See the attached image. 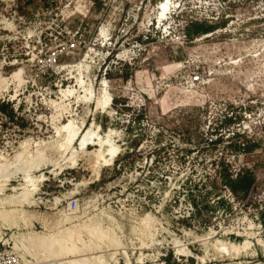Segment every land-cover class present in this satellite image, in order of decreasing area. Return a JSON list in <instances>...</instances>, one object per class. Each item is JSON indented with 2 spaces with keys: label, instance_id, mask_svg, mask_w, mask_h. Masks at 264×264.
Listing matches in <instances>:
<instances>
[{
  "label": "rangeland",
  "instance_id": "obj_1",
  "mask_svg": "<svg viewBox=\"0 0 264 264\" xmlns=\"http://www.w3.org/2000/svg\"><path fill=\"white\" fill-rule=\"evenodd\" d=\"M158 1L0 0V249L23 264H264V0L161 24Z\"/></svg>",
  "mask_w": 264,
  "mask_h": 264
},
{
  "label": "bare ground",
  "instance_id": "obj_2",
  "mask_svg": "<svg viewBox=\"0 0 264 264\" xmlns=\"http://www.w3.org/2000/svg\"><path fill=\"white\" fill-rule=\"evenodd\" d=\"M167 12H168V10H167V5L166 4H163L162 6H161V9H159V16H158V20H159V23L161 24V22H163L164 21V19L168 16V14H169V12H168V14H167ZM169 17V16H168ZM164 26V25H163ZM103 31H105L104 29H103ZM102 31V32H103ZM208 36H210V35H208ZM70 93V92H69ZM110 99V98H109ZM109 104V100H105V101H102V100H100L99 101V103H98V106H104V105H108ZM105 108H106V106H105ZM63 130H65L66 132H67V134H68V136H67V138H66V141L69 143V144H67V146L66 147H68L72 142H74L76 139H77V137L79 136V134H80V132H81V130H82V127H76V125H75V123L74 122H71L68 126H65V127H63ZM60 131H62V129L60 130ZM110 133V132H109ZM112 133V132H111ZM95 135H96V133L95 132H92L91 130L87 133V134H82V136L78 139L79 140V142H81L80 143V147H81V149L82 150H87L86 149V147H88V149H89V147L90 146H92V144H93V146H97L98 144L100 145V147H101V150H102V147L103 146H105L106 145V141L105 140H103V139H97L98 138V136H97V138H95ZM111 135V134H110ZM108 137V136H107ZM83 138V139H82ZM109 138H110V136H109ZM107 141H108V139H107ZM92 142V143H91ZM65 143V142H64ZM111 143V142H110ZM109 143V144H110ZM108 144V143H107ZM64 145V144H63ZM110 146V145H109ZM115 146V145H114ZM114 146H111V148L108 150L109 151V154H107V156L109 157V156H111V158L109 157V159L108 160H106L105 161V163L106 164H108V165H112L113 163H114V159H115V157H117V154H118V149L116 148V147H114ZM63 147V146H62ZM71 147V146H70ZM64 148V147H63ZM66 149H68V148H66ZM99 150V149H98ZM98 150H97V157H100V158H102V157H104V155L105 154H103V153H101L102 151H99L98 152ZM96 157V156H95ZM99 161V160H98ZM32 163V162H31ZM105 164V165H106ZM99 165V164H98ZM23 167V166H22ZM26 167V166H25ZM28 167V166H27ZM34 167V166H33ZM103 167V166H102ZM30 168H31V166H30ZM99 168V167H98ZM23 171V169L21 170V172ZM25 171V172H24ZM23 171V173H26V170H24ZM32 171V170H31ZM27 176L29 175V174H26ZM25 176V175H24ZM28 179V178H27ZM31 180V179H30ZM28 181V180H27ZM32 182H33V180H32ZM25 196V195H24ZM32 240V239H31ZM41 242V241H40ZM43 243H45V241H42ZM35 243V242H34ZM36 244V243H35ZM44 247V246H43ZM228 248V247H227ZM44 249V248H43ZM48 255V254H47ZM40 256H44V255H41L40 254ZM40 256H38V257H40ZM37 257V256H36ZM41 258H43V257H41ZM49 258V257H48ZM47 258V259H48ZM46 259V260H47ZM38 262H41V261H38ZM78 262V261H77ZM80 262H83V261H79V263ZM52 263V262H51ZM44 264H46V263H44ZM48 264H49V262H48Z\"/></svg>",
  "mask_w": 264,
  "mask_h": 264
},
{
  "label": "built area",
  "instance_id": "obj_3",
  "mask_svg": "<svg viewBox=\"0 0 264 264\" xmlns=\"http://www.w3.org/2000/svg\"><path fill=\"white\" fill-rule=\"evenodd\" d=\"M176 3H177V0H159L156 5V8H157V11L159 12V9H161V6L163 4H166L167 10L169 12V17L170 19H173L176 13ZM201 79H202V76L199 73H196L194 75V78H192L191 83L199 84L201 82ZM229 118H232V117L229 116ZM210 142L213 143V141H210ZM263 150H264V145H263ZM0 264H23V263L20 257L14 251L0 249Z\"/></svg>",
  "mask_w": 264,
  "mask_h": 264
},
{
  "label": "trees",
  "instance_id": "obj_4",
  "mask_svg": "<svg viewBox=\"0 0 264 264\" xmlns=\"http://www.w3.org/2000/svg\"><path fill=\"white\" fill-rule=\"evenodd\" d=\"M5 114L7 118H9L10 121L16 119V112H15V109L13 107L12 104L10 103H7L5 101H0V116ZM3 124V123H2ZM1 127V126H0ZM0 141L3 142V136L2 134L0 133ZM238 185L239 183H234L233 184V189L236 191L238 189ZM242 190L243 192H247L248 188L247 187H242ZM264 221V220H263ZM262 221V222H263ZM264 223V222H263ZM173 255L170 254V258L172 257Z\"/></svg>",
  "mask_w": 264,
  "mask_h": 264
}]
</instances>
